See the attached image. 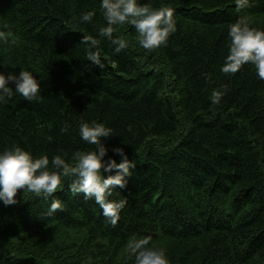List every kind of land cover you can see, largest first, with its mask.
I'll list each match as a JSON object with an SVG mask.
<instances>
[{
	"label": "trees",
	"instance_id": "1",
	"mask_svg": "<svg viewBox=\"0 0 264 264\" xmlns=\"http://www.w3.org/2000/svg\"><path fill=\"white\" fill-rule=\"evenodd\" d=\"M173 9L176 31L144 49L131 23L115 25V53L101 0H0V72L31 71L41 88L29 102H0V152L16 146L35 158L62 156L75 166L95 150L80 137L82 121L113 129L105 160L135 162L115 226L95 200L73 195L71 177L51 197L19 190L0 201V264H134L128 243L150 237L169 264H264V79L247 63L221 68L229 27L241 19L264 30V0L237 9L234 0H138ZM94 12L91 22L83 13ZM6 26V27H5ZM84 37L99 40L105 67L87 59ZM91 41L89 40V44ZM214 90L224 93L212 104ZM105 178L115 175L102 169ZM63 203L47 215L53 200Z\"/></svg>",
	"mask_w": 264,
	"mask_h": 264
},
{
	"label": "clouds",
	"instance_id": "2",
	"mask_svg": "<svg viewBox=\"0 0 264 264\" xmlns=\"http://www.w3.org/2000/svg\"><path fill=\"white\" fill-rule=\"evenodd\" d=\"M248 2L249 0H234L238 10L244 8ZM100 7L107 26L99 29V36L111 40L117 54L127 44L123 39H113L115 25L131 23L139 33L140 45L146 50L166 44L170 34L176 31L173 9L169 7L153 9L147 5L141 6L138 0H101ZM94 15V12L83 13L80 21L91 22ZM11 36V32L0 30V40L7 41ZM228 37L229 50L221 68L222 72L235 74L243 65L251 63L256 68L257 76L264 79V30L253 28L246 20L241 19L229 27ZM81 43L88 44L87 59L103 69L105 65L100 53L94 50L99 40L84 37ZM10 83L15 85V93L30 103L39 100L40 82L31 71L21 70L18 75L0 72V102L12 97L13 88L9 86ZM223 95V92L214 90L210 98L212 104L220 103ZM79 133L83 141L96 145V148L80 152L75 166H70L62 156L56 155L51 159L49 167L47 155L35 158L19 146L0 152V201L5 206L16 204V196L21 189L37 196L51 197L62 189L63 178L70 176L72 179L69 187L72 194L83 193L85 200L94 199L102 209L104 217L115 226L121 211L127 205V199L117 201L110 198L116 192L117 186L126 188L127 177L131 175L135 162L128 159L122 147L113 149L122 158L120 163L113 158L105 160L108 149L103 140L113 135V129L105 124L82 121ZM102 169L109 173L115 169L116 174L105 178ZM58 209L63 210V203L55 199L47 215L51 216ZM150 240V237H133L129 241V257H134V264H169L165 250L150 246Z\"/></svg>",
	"mask_w": 264,
	"mask_h": 264
}]
</instances>
